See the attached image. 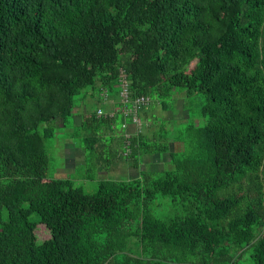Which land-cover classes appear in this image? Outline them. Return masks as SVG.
<instances>
[{"label": "trees", "instance_id": "16d2710c", "mask_svg": "<svg viewBox=\"0 0 264 264\" xmlns=\"http://www.w3.org/2000/svg\"><path fill=\"white\" fill-rule=\"evenodd\" d=\"M120 70L163 108L200 94L204 123L142 108L112 157L169 161L87 193L49 174L44 141L88 92L116 97ZM114 121L73 128L86 153ZM0 264H264V0H0Z\"/></svg>", "mask_w": 264, "mask_h": 264}, {"label": "crops", "instance_id": "0c3cea01", "mask_svg": "<svg viewBox=\"0 0 264 264\" xmlns=\"http://www.w3.org/2000/svg\"><path fill=\"white\" fill-rule=\"evenodd\" d=\"M183 98L184 96L182 95L180 96L175 95L173 97V99L179 101V103L177 102L176 105L177 107H175V110L169 109L170 107L169 105H167L166 108H163L159 102L150 104L147 108H145L149 114L148 116L149 118L148 120H146V124H151L153 120L155 121V119H157L167 123L168 125L167 127L171 132L176 130L177 124H180L181 122H185L189 119V111L186 108L185 103L181 104ZM94 101H96V106H97L96 109H94L92 105ZM119 107L120 104H119L118 94L116 95V97H114L108 91L105 92L102 89H100L99 92L96 93L94 92V94L88 92L84 96L80 97L77 101L71 119L72 126L67 129L65 128L58 130L56 132V135H60V134L64 135L65 132L73 131L74 127L80 126L82 124L85 116L89 115L93 111H96L98 108H101L104 112L113 115L114 118L115 116L117 117V119L114 121L112 125L105 126L102 129L97 130L98 140L97 143L95 144V148L96 150H99L100 154H104L105 150H103V147L105 144L102 140H106V138L110 139L109 144H111L112 146L114 145L113 147L117 148L120 134L121 132H123V124H127L128 131H132L134 129L133 124L130 123V119L121 113ZM117 122H120L119 125L120 128L117 127ZM87 134H88L87 132L82 130L81 134H78L75 138H71L70 135L68 136L66 135L67 137H65L64 140L65 141L67 140V144L63 140L62 147L65 148L62 158H64L65 167L67 166L71 167L73 169L71 170L72 172L75 171L76 166L83 167V165L86 164V151L84 150L81 144V140ZM169 146H170V151H178L182 149V143L180 141H170ZM109 154H112L111 150ZM162 155H164L167 158L166 161H169L170 159L169 152L144 155L137 169L133 168L130 162L127 161L125 158H115V160L102 159L100 161L101 162L100 164H106L107 167L100 168L99 172L100 174L104 175L103 177H101L102 179H109V178L118 179V180L132 179L138 175L140 170L147 168L162 169L167 164V162L161 164L160 159ZM57 172L61 174L60 172L62 171L58 170ZM55 177H65V176L57 175Z\"/></svg>", "mask_w": 264, "mask_h": 264}, {"label": "rangeland", "instance_id": "374dc122", "mask_svg": "<svg viewBox=\"0 0 264 264\" xmlns=\"http://www.w3.org/2000/svg\"><path fill=\"white\" fill-rule=\"evenodd\" d=\"M177 102L179 103L178 100L173 99V98L168 100V105L170 106L169 109L175 110V107H177L176 106ZM152 103H154V102H152ZM182 103L183 104L185 103L186 108L188 110H190L191 120L188 119L185 122H181L180 124H177L176 125L177 128H183L190 121H193V123H195V125H201L204 123V119L201 118L198 114V108L200 105V94H195L189 98L188 97L183 98V101L181 102V104ZM92 105H93L94 109H96V107H97L96 101H94ZM116 119H117V117L115 116V120ZM119 125H120V122H117L118 128H120ZM164 125L166 126V128H168L167 123H165ZM78 132L79 131L65 132L64 135L60 134V135H56L55 137L45 139L44 144L46 146V149H47L48 155H49V174L54 175V176L58 175V176H65V177L72 178L75 187L81 188L83 191H85L87 193H93L97 190L98 180L102 179L101 177L104 176V175L100 174V172H99L100 168L107 167L106 164H100L101 163L100 161L102 159L103 160H106V159L115 160V158L112 157L113 154H109L110 153L109 151L111 149H115V147H113L114 145L112 146L111 144H109L110 139L106 138V140H102L105 144L103 147V150H105L104 154H100L99 150H95L94 152L88 151L86 153V164L83 165V167L76 166L75 171L72 172L71 170H73V169L71 167H68V166L65 167L64 158H62L65 147H62V145H63V140L65 137L70 135L71 138H75V133L81 134V131L79 133ZM65 143L67 144V140L65 141ZM166 160H167V158L164 155H162V157L160 159L161 164L168 162ZM58 170L62 171V172H60L61 174H59L57 172ZM106 176H107V174H106ZM111 178H113V177H111ZM34 218L36 219V217H34ZM35 234H36L37 242H41L49 236V231L45 227L44 224L39 223L36 226ZM133 250H134L133 253H135V254L138 251L136 248H133Z\"/></svg>", "mask_w": 264, "mask_h": 264}, {"label": "built area", "instance_id": "2783aa9c", "mask_svg": "<svg viewBox=\"0 0 264 264\" xmlns=\"http://www.w3.org/2000/svg\"><path fill=\"white\" fill-rule=\"evenodd\" d=\"M117 87L120 104L119 110L124 116L130 119V123H132L134 126V129L132 131H128L127 124H123V127L125 128V145H127L130 134H138L142 130L143 120L141 119L139 112L142 108L147 107L152 100L147 95H138L135 97H131L129 88L130 84L124 70H120L119 72V76L117 78ZM96 114L97 116H113L104 112L101 108H98L96 110ZM126 152H128V149L126 150Z\"/></svg>", "mask_w": 264, "mask_h": 264}]
</instances>
